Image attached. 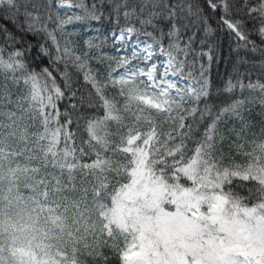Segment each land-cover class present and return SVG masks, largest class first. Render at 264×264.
<instances>
[{
    "label": "snow or ice",
    "instance_id": "6c2138e0",
    "mask_svg": "<svg viewBox=\"0 0 264 264\" xmlns=\"http://www.w3.org/2000/svg\"><path fill=\"white\" fill-rule=\"evenodd\" d=\"M0 14V264H264V0Z\"/></svg>",
    "mask_w": 264,
    "mask_h": 264
},
{
    "label": "trees",
    "instance_id": "16d2710c",
    "mask_svg": "<svg viewBox=\"0 0 264 264\" xmlns=\"http://www.w3.org/2000/svg\"><path fill=\"white\" fill-rule=\"evenodd\" d=\"M86 2L91 3V0H86ZM69 14H71V13H69ZM105 23H107V21ZM95 26L96 25L93 24V27H95ZM4 27H7L9 30H15L17 28V25L14 24L12 22V20L5 19L4 16L2 14H0V28H4ZM68 27L70 29L74 27L77 31H80L82 33L87 32V28H85L81 23H77V24H74V25H69ZM227 56H228V51H227V46H225V49H224V51L222 53V59H221V62L219 64V66L218 67L216 65L212 66L211 76L217 82H219V80L222 77H225L226 76V71L230 69V64L226 65V61H225V59H223V58H226ZM256 111L258 112L259 108H257ZM81 131H83V129H81ZM81 259H86L87 260V264H93V262L91 261L90 258L81 257Z\"/></svg>",
    "mask_w": 264,
    "mask_h": 264
}]
</instances>
